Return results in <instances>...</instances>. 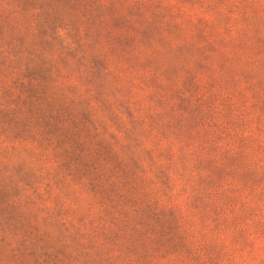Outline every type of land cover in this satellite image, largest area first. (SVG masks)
<instances>
[{"label":"rangeland","instance_id":"obj_1","mask_svg":"<svg viewBox=\"0 0 264 264\" xmlns=\"http://www.w3.org/2000/svg\"><path fill=\"white\" fill-rule=\"evenodd\" d=\"M0 264H264V0H0Z\"/></svg>","mask_w":264,"mask_h":264}]
</instances>
